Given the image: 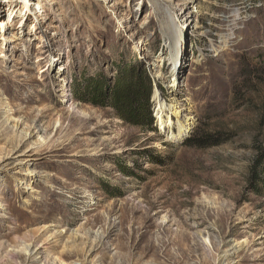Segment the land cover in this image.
I'll use <instances>...</instances> for the list:
<instances>
[{"label": "rangeland", "instance_id": "1", "mask_svg": "<svg viewBox=\"0 0 264 264\" xmlns=\"http://www.w3.org/2000/svg\"><path fill=\"white\" fill-rule=\"evenodd\" d=\"M0 28V264H264V0H0ZM127 62L153 130L72 92Z\"/></svg>", "mask_w": 264, "mask_h": 264}, {"label": "trees", "instance_id": "2", "mask_svg": "<svg viewBox=\"0 0 264 264\" xmlns=\"http://www.w3.org/2000/svg\"><path fill=\"white\" fill-rule=\"evenodd\" d=\"M115 68L116 76L111 80L94 77L85 81V88L76 82L72 88L74 97L97 108H110L118 120L130 126L153 130L150 100L153 83L148 72L133 62L121 63ZM249 177L257 194L263 191L264 195V144L255 148Z\"/></svg>", "mask_w": 264, "mask_h": 264}, {"label": "bare ground", "instance_id": "3", "mask_svg": "<svg viewBox=\"0 0 264 264\" xmlns=\"http://www.w3.org/2000/svg\"><path fill=\"white\" fill-rule=\"evenodd\" d=\"M121 4V1H119L118 3H117V5H120ZM1 30L0 31H4V29L3 28H0ZM2 37V39H3V41H4V36H1ZM7 58V55L4 53V52H0V59H6ZM157 78H161V76H159V75H157L156 76ZM174 77V79H172L171 80V82H170V84L168 85V89H172V88H176V83H177V77L176 76H173L172 75V78ZM171 79V78H170ZM174 102L173 101H171V104H169V105H171V107H173V108H176L175 107V105L173 104ZM177 114V115H176ZM176 116L177 117H180L182 114H181V111H177L176 112ZM191 125V123L190 122H188V120H185V121H183V123L182 124H180V126H181V128H179V134H182L183 133V131L184 130H186L187 128H189V126ZM40 129H39V127L38 126H33V128H32V130H31V132H30V136H32V137H37L38 138V140H37V143H38V145L40 146V147H45V145H46V139H44V138H42L41 136H39V134H40ZM47 148V147H46ZM15 163H16V165L18 166V165H20L19 163H21L20 161H15ZM8 165H11V164H8ZM7 165V166H8ZM27 176H36L37 174L35 173V172H33V171H28L27 173ZM27 190L30 192V194H34V193H36L37 191L35 190V188L34 187H32L31 185H28V187H27ZM240 249V245H235V246H230L226 251H225V253H223L220 257H219V259H218V264H222V263H224L226 260H227V254H229V255H231V254H235L236 252H238V250Z\"/></svg>", "mask_w": 264, "mask_h": 264}]
</instances>
